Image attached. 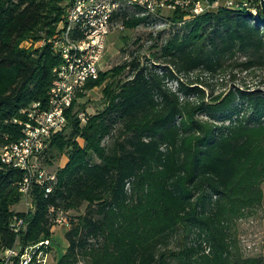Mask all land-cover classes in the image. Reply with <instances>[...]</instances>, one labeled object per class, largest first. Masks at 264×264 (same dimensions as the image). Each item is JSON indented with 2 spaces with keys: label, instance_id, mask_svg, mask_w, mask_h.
<instances>
[{
  "label": "trees",
  "instance_id": "trees-1",
  "mask_svg": "<svg viewBox=\"0 0 264 264\" xmlns=\"http://www.w3.org/2000/svg\"><path fill=\"white\" fill-rule=\"evenodd\" d=\"M253 1L256 15L223 6L192 15L177 7L166 17L172 31L155 43L152 63L133 56L88 80L83 90L102 86L106 105L81 125L72 115L83 96L77 93L66 126L43 151L48 164L65 152L66 164L55 172L49 194L31 186L24 212L12 209L22 200V173L0 160V251L52 243L58 213L85 204L65 231L67 247L55 264H78L80 255L87 264H264V239L262 254L241 256L229 234L232 217L263 197L264 90L242 84L205 101L201 87L210 85L207 78L233 80L235 72L264 69V14ZM64 2L0 0L1 149L20 139L22 110L45 107L60 63L48 44L19 45L50 38ZM151 19L119 8L112 26L132 30ZM105 137L110 143L101 145ZM13 217L24 222L18 234L10 229ZM180 228L185 240L171 249Z\"/></svg>",
  "mask_w": 264,
  "mask_h": 264
},
{
  "label": "built area",
  "instance_id": "built-area-1",
  "mask_svg": "<svg viewBox=\"0 0 264 264\" xmlns=\"http://www.w3.org/2000/svg\"><path fill=\"white\" fill-rule=\"evenodd\" d=\"M179 1L65 0L64 15L50 38L37 42L26 40L19 45L20 48L29 49L48 44L51 51L60 58L59 65L53 69V79L47 93L45 107L42 108L40 103H33L22 110L25 119L18 122L22 134L20 139L4 146L0 151L1 162L22 173L18 190L22 194V200L28 201L29 207L31 205L28 195L32 185L42 187L45 195L53 189L55 174L48 173L39 159L43 155L46 142L66 126V111L77 98V93L82 91L88 80L96 79L102 70L100 65L106 50L108 35L113 28V14L119 8L128 7L140 11L141 16L155 17L159 10L174 8L177 4L179 5ZM215 1L194 0L190 11L192 15L210 11ZM180 2L186 4L185 0ZM255 5L256 3L252 1L227 0L223 7L250 9L251 13L256 15ZM62 223L64 218L58 215L54 224ZM22 228H24L23 219L13 217L10 223L11 231L18 234ZM48 245L47 240L42 241L25 247L21 253L17 246L13 245L4 250L2 264H45L44 256L40 258L38 254Z\"/></svg>",
  "mask_w": 264,
  "mask_h": 264
},
{
  "label": "rangeland",
  "instance_id": "rangeland-1",
  "mask_svg": "<svg viewBox=\"0 0 264 264\" xmlns=\"http://www.w3.org/2000/svg\"><path fill=\"white\" fill-rule=\"evenodd\" d=\"M174 1V0H170ZM183 1V0H180ZM179 1L174 8L167 10H159L157 16L151 19L148 23H142L132 30H126L117 26H113L111 32L108 35L106 50L103 55L101 65L102 71L110 69L124 61H129L133 56L139 57L142 64H150L154 60L151 53L157 50L156 45L164 42L172 31L169 23L166 21V17L176 9L177 7L182 9L191 10V6L194 0H189L186 4ZM239 2V0H234ZM254 3V1L252 0ZM65 4V2L63 3ZM182 4V5H181ZM187 5V6H185ZM191 12V11H190ZM192 14V13H191ZM188 18V16L186 17ZM158 32H163L160 38H157ZM120 36H124L125 40ZM25 43V42H24ZM130 53H132L130 55ZM236 78L230 80L229 75L218 76L206 81L210 82L209 86L203 87L205 101H209L212 96L221 95V98L233 87L247 85L250 88L257 87L264 90V69L257 70L254 74L235 72ZM126 73L121 75L124 78ZM168 86L172 89L176 88L175 81H169ZM83 96L76 99V105L72 111V115L77 116L80 120V124L83 125L87 118L94 115L105 107V99L102 94V86L94 87L91 90H83ZM192 99V97H190ZM81 106L83 109L78 107ZM81 115V117H80ZM203 118L204 116L198 115ZM67 133V130H66ZM114 133V131H113ZM79 145L83 146L84 142L81 138H76ZM111 138L105 137L101 141V145H108ZM1 151V148H0ZM44 154L40 157L39 162L45 168L48 173L57 171L58 168L64 166L67 161V155L65 152L59 153L54 159H51L50 164L44 161ZM95 161H98L93 157ZM263 197L262 201L256 207L250 208L245 211H240L237 216L232 217L229 223V234L233 240V252L241 256H259L263 252V239H264V182L260 185ZM28 201L21 200V202L12 207L14 212H24L29 207ZM85 204L80 206L77 210H68L66 212H59L64 218V223L51 226L53 242L46 248H42L41 253L38 254L40 258L44 256L45 264H55L56 259L60 256L67 247V242L64 238V233L69 230L72 222L77 221V217L81 215L85 210ZM186 233L180 228L177 233L172 237L169 247L171 249H177V245L181 244L185 240ZM192 236H190L191 238ZM188 241V240H187ZM45 250L47 252H45ZM45 253V254H44ZM4 257V251H0V264ZM78 264H87L86 259L81 255L78 256Z\"/></svg>",
  "mask_w": 264,
  "mask_h": 264
},
{
  "label": "crops",
  "instance_id": "crops-1",
  "mask_svg": "<svg viewBox=\"0 0 264 264\" xmlns=\"http://www.w3.org/2000/svg\"><path fill=\"white\" fill-rule=\"evenodd\" d=\"M227 0H216L214 5L210 8V11H215L216 9H218L219 7L224 6L225 2ZM239 1H252V0H239Z\"/></svg>",
  "mask_w": 264,
  "mask_h": 264
},
{
  "label": "water",
  "instance_id": "water-1",
  "mask_svg": "<svg viewBox=\"0 0 264 264\" xmlns=\"http://www.w3.org/2000/svg\"><path fill=\"white\" fill-rule=\"evenodd\" d=\"M261 11L264 14V0H257Z\"/></svg>",
  "mask_w": 264,
  "mask_h": 264
}]
</instances>
